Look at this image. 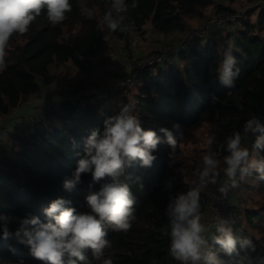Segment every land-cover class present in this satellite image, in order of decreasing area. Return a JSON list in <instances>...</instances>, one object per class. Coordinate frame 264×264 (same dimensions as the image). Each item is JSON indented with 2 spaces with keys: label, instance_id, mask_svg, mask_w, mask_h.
<instances>
[{
  "label": "trees",
  "instance_id": "obj_1",
  "mask_svg": "<svg viewBox=\"0 0 264 264\" xmlns=\"http://www.w3.org/2000/svg\"><path fill=\"white\" fill-rule=\"evenodd\" d=\"M70 2L72 10L63 23L51 26L44 9L26 34H14L9 40L7 68L0 72V120L40 94L42 85L56 81L52 65L72 62L81 70L87 69L88 59L110 48L104 30L128 47L130 35L142 32L148 23L160 34L174 35L185 31L190 21L205 17L214 5V0H138V6L133 8L134 0H126L128 11L123 14V26L127 31L112 32L103 23L111 0ZM84 9H91L93 17L83 14ZM226 11L232 10L218 6V13ZM232 24L235 27L227 28L223 40L211 37L204 44L175 55L184 62L182 67L170 62L168 66L165 63L145 68L131 98L124 90L103 98L90 94L76 102L66 99L59 103V111L45 110L39 121L29 119L19 134H10L19 146L5 149L0 167V264H45L35 259L20 240L22 229L32 227L24 221L35 217L42 223H54L45 209L55 200L63 199L64 208L90 211L86 196L98 191L104 181H94L91 174H82L81 181L72 189L64 187L65 181L73 178L91 133L98 130L102 134L104 121L118 114L131 100L136 101L134 114L141 127L155 131L160 143L152 153L156 159L150 167L135 162L126 169L122 179L136 197V219L127 232L107 229L106 238L112 247L105 249L104 258H111L113 264H179L169 253L170 237L162 229L169 228L167 211L173 199L200 185L204 155L214 154L213 158L219 161V176L216 183L209 182L201 188L202 218L225 176L222 169L228 155L227 137L240 132L242 145L248 146L249 161H264V148L254 147L264 132L244 133V126L251 119L264 128V6H252ZM229 53L237 61L233 72L239 69L233 86L223 84L218 72ZM203 125L208 127L209 139L215 138L214 143H207L192 156L183 155L182 146L194 141L195 130ZM161 129L172 134L175 147ZM248 171L257 179L260 200L243 210L229 206L222 220H227L228 228L237 237L235 250L229 255L213 243L216 229L207 236L216 259L224 264H264V179L255 169ZM17 231L20 237L15 235ZM245 238L252 241L254 249L242 246ZM85 255L87 261L99 264L93 261L91 250ZM70 259L76 258L65 254L64 264ZM76 264L86 262L76 260Z\"/></svg>",
  "mask_w": 264,
  "mask_h": 264
},
{
  "label": "clouds",
  "instance_id": "obj_2",
  "mask_svg": "<svg viewBox=\"0 0 264 264\" xmlns=\"http://www.w3.org/2000/svg\"><path fill=\"white\" fill-rule=\"evenodd\" d=\"M138 6V0L131 5ZM46 9L47 19L55 27L67 19V13L72 10L70 0H0V72L7 68L6 49L9 40L14 34L24 35L41 11ZM88 18L94 13L91 9L82 10ZM126 0H111V8L103 16V23L112 31L124 32L127 27L123 21L127 13ZM113 13L116 15L114 16ZM134 27V24L132 25ZM236 59L229 53L218 68L220 81L233 86V77L238 75L239 69L233 72ZM136 101L131 100L124 104L118 114L104 121L102 134L93 131L87 138L85 155L78 160L73 178L65 181L64 187L72 189L81 181L82 174H91L94 181H104L98 191L86 196L88 212H78L76 208H64L65 201L57 199L45 209V214L54 223H42L38 218L24 221L31 228H23V237L20 242L28 247L31 255L45 264H64L63 257L70 258L68 264H76V260L87 261L86 251L91 250L93 261L99 264H113L111 258L105 257V249L112 247L106 238L107 229L111 227L115 232H127L135 221L136 197L127 182L122 179L126 169L133 163L139 162L143 167H150L156 157L152 154L160 143L155 131L144 130L138 116L134 114ZM167 136L168 142L175 147L176 140L167 129H161ZM261 131L259 122L248 120L244 126V133ZM242 135L234 132L227 137L226 150L228 155L223 159L224 175L231 181V187H237L235 176L238 171L247 173L249 168L260 173L264 179V161H249V150L242 145ZM215 138L207 143L211 146ZM255 148H264V135L255 141ZM214 154H205L204 168L200 172V185L192 188L186 194L176 196L168 205L169 228L162 232L170 237L169 253L179 264H224L216 259L211 250L206 233L209 229L201 223L200 191L207 183H216L219 176V161L213 158ZM245 165L247 167H245ZM219 191L226 195L228 186H222ZM216 231L212 241L229 255L237 245V237L231 229L222 224ZM4 235H9L7 227ZM20 237V232L15 234ZM247 245L254 249L250 239H243L242 246ZM23 264V262H21Z\"/></svg>",
  "mask_w": 264,
  "mask_h": 264
},
{
  "label": "rangeland",
  "instance_id": "obj_3",
  "mask_svg": "<svg viewBox=\"0 0 264 264\" xmlns=\"http://www.w3.org/2000/svg\"><path fill=\"white\" fill-rule=\"evenodd\" d=\"M221 5L235 12H245L252 6H264V0H253L252 4L247 0H214V5L208 10L206 16L190 21L185 31L165 36L154 31L152 25L148 23L142 32H134L130 35L128 47L125 42L118 41L110 32L104 30L110 48L96 57L88 59L87 69L81 70L72 62L52 65L51 71L57 75L56 81L48 86L42 85V92L40 94L30 97L28 101L23 102L18 108L3 118L1 129L6 130L3 131L4 135L2 139L0 137V164L3 165L4 149L12 147L14 144L16 148L19 146L18 142L10 137V134H19L26 126L27 120L33 119L35 114L43 118L45 116V110L49 112L59 111V103L66 99L76 102L81 100L83 96L90 94L101 98L112 95L115 93L113 84L119 77L132 72L139 63L158 54L165 53L169 46L178 44L190 30L205 26L209 17L218 13V6ZM252 19L255 20L256 16H253ZM232 27H235V25L232 24L228 28ZM226 31L227 29L219 32L217 34L219 37L217 38L223 40ZM170 62L178 67H182L184 64L179 59L173 60L170 58L167 66ZM134 92L135 88H132L123 93L128 94L131 98ZM4 125L9 126L3 128ZM208 140V127L203 125L197 128L195 130V140L182 146L184 150L183 155L192 156L196 154V151L206 146ZM234 179L238 186L232 188L230 181L227 185V194L224 195L220 192L219 195L223 200H226L229 204L231 203L230 206L237 207L238 210H243L260 200L261 195L256 190L257 179L249 171L247 173L238 171ZM215 204L216 202L213 203L212 209L210 210L211 216ZM221 224L226 229H229L227 220L222 221ZM217 235H220V233L217 232Z\"/></svg>",
  "mask_w": 264,
  "mask_h": 264
},
{
  "label": "built area",
  "instance_id": "obj_4",
  "mask_svg": "<svg viewBox=\"0 0 264 264\" xmlns=\"http://www.w3.org/2000/svg\"><path fill=\"white\" fill-rule=\"evenodd\" d=\"M244 16L245 12L234 11H226L220 14L216 13L213 16H210L205 26L190 30L186 34V36L178 42V44L171 47L169 46L165 53L158 54L156 56H153L152 58L145 60L144 62L139 63L132 72L119 77L113 84L114 91H124L134 88L141 76L142 71L145 68L155 67L167 63L171 56H175L179 52L186 51L190 49V47L200 44L201 42H205L209 38L216 36L217 34H219V32L224 31L232 23L236 22L237 19ZM31 120L39 121L40 117L35 114L33 119ZM229 183L230 181L228 180V178L226 176L223 177L216 192V197L214 200L216 204L212 216L210 215V210L212 209L213 204L211 205L207 214L202 218V223L209 229V231L206 233V236H208L217 228L218 225L222 223L224 212L231 204H229L226 200H223V198L219 196V189L222 186L228 185Z\"/></svg>",
  "mask_w": 264,
  "mask_h": 264
},
{
  "label": "crops",
  "instance_id": "obj_5",
  "mask_svg": "<svg viewBox=\"0 0 264 264\" xmlns=\"http://www.w3.org/2000/svg\"><path fill=\"white\" fill-rule=\"evenodd\" d=\"M217 37H219V35L217 36H214V38H216V39H220V38H217ZM205 42H202V44H204ZM173 60H176V58L174 57V56H172L171 57ZM3 118L0 120V137H1V139H2V137H3V135H4V133H3V131H5L6 129H1V125H2V123H3ZM8 122H9V120H7ZM10 123V122H9ZM11 124V123H10ZM9 126V125H8ZM7 125H4L3 126V128H7L8 127ZM2 130V131H1ZM6 151H5V149H4V153H5ZM2 166V164H0V167Z\"/></svg>",
  "mask_w": 264,
  "mask_h": 264
}]
</instances>
